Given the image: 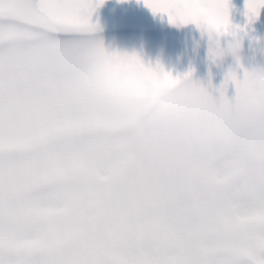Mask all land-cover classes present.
<instances>
[{
	"label": "snow or ice",
	"instance_id": "1",
	"mask_svg": "<svg viewBox=\"0 0 264 264\" xmlns=\"http://www.w3.org/2000/svg\"><path fill=\"white\" fill-rule=\"evenodd\" d=\"M104 2L0 0V264H264V124L209 133L101 88ZM144 3L205 30L210 57L231 27L228 0ZM261 7L247 0L249 20ZM146 70L166 87L192 75ZM217 91L192 81L206 118L256 101L236 73Z\"/></svg>",
	"mask_w": 264,
	"mask_h": 264
},
{
	"label": "rangeland",
	"instance_id": "2",
	"mask_svg": "<svg viewBox=\"0 0 264 264\" xmlns=\"http://www.w3.org/2000/svg\"><path fill=\"white\" fill-rule=\"evenodd\" d=\"M247 0H228L230 29L219 38L220 47L232 39L235 32L242 40L239 62L227 56L222 62H213L209 55L208 33L193 23H170L168 14L153 13L144 0H105L91 17L99 25L94 34L110 52L139 57L145 67L156 68L183 79L191 72V80L218 98L229 67L238 66L237 77L243 78L245 70L251 71L257 63H264V7L258 16L249 20ZM226 96H235V84L229 82Z\"/></svg>",
	"mask_w": 264,
	"mask_h": 264
},
{
	"label": "clouds",
	"instance_id": "3",
	"mask_svg": "<svg viewBox=\"0 0 264 264\" xmlns=\"http://www.w3.org/2000/svg\"><path fill=\"white\" fill-rule=\"evenodd\" d=\"M220 36L215 38L212 49L213 62H222L227 56L239 62L242 40L233 32L232 39L226 42V46L220 47ZM89 70L101 88L119 96L136 98L145 109H155L173 122H187L193 127L206 123L209 133H215L221 122L230 118L248 127L264 124L259 113V109L264 108V63H257L251 71L245 70L247 75L243 77L245 90L256 98L255 104L240 94L235 97L231 113L220 111L207 118L200 105L190 100L191 78L181 80L174 86H162L159 75L150 74L144 64L138 62L133 55L110 52L104 46L92 58ZM237 71L238 66H230L228 70L232 73ZM221 139L228 143L231 137L225 134Z\"/></svg>",
	"mask_w": 264,
	"mask_h": 264
},
{
	"label": "water",
	"instance_id": "4",
	"mask_svg": "<svg viewBox=\"0 0 264 264\" xmlns=\"http://www.w3.org/2000/svg\"><path fill=\"white\" fill-rule=\"evenodd\" d=\"M255 41H258V42L264 43V40H262V39H256Z\"/></svg>",
	"mask_w": 264,
	"mask_h": 264
}]
</instances>
